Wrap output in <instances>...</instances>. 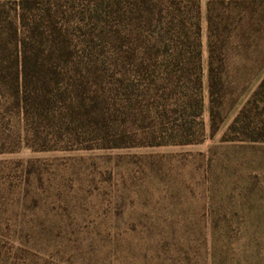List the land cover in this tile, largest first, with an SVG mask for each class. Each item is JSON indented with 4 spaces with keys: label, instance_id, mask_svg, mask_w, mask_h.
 Masks as SVG:
<instances>
[{
    "label": "rangeland",
    "instance_id": "374dc122",
    "mask_svg": "<svg viewBox=\"0 0 264 264\" xmlns=\"http://www.w3.org/2000/svg\"><path fill=\"white\" fill-rule=\"evenodd\" d=\"M56 1L73 5L70 18H82L78 33L86 41L83 49L94 70L88 91L108 113V134L133 118L128 116V105L144 109L143 90L149 81L154 89L170 86L165 90L173 91L185 82L176 81L184 73L189 86H195L197 65L195 55L190 59L191 45L183 49L186 56L178 53V59L188 60L180 72L172 59L182 48L177 34L164 33L169 46L157 49L145 41L146 26L141 35L136 33L142 26L136 21L141 0ZM199 2L198 18L190 10L193 7L181 5L198 25L194 34L206 128L210 70L213 78L232 90L222 100L214 138L201 145L101 148L92 139L97 132L85 134L89 128L79 126L78 120L71 123L70 113H59L66 108L60 101L49 119L36 122L41 136L35 139L15 108L10 111L4 98L8 88L0 86L3 253L23 252L32 264H213L206 254V240L196 238V231L206 232L203 221L211 209L210 196L224 205L241 194L244 179L258 186L264 183L262 146L234 149L217 143L235 111L264 77V0ZM150 30L159 33L154 26ZM138 49L143 55L146 51L152 57L159 55L155 72H138ZM155 74L157 79L161 74L170 80L154 82ZM259 196L256 191L251 199ZM0 264H6L2 256Z\"/></svg>",
    "mask_w": 264,
    "mask_h": 264
},
{
    "label": "trees",
    "instance_id": "16d2710c",
    "mask_svg": "<svg viewBox=\"0 0 264 264\" xmlns=\"http://www.w3.org/2000/svg\"><path fill=\"white\" fill-rule=\"evenodd\" d=\"M65 4L56 0H0V86L8 88L9 93L4 98L11 105L10 111L15 108L21 120L30 127L28 133L30 131L35 139H39L40 125L36 122L41 118L49 119L54 114V105L60 101L66 104V108L59 109V113L68 112L72 117L71 123L78 120L79 126L89 128L85 134L97 132L98 135L92 139L101 148L201 145L214 138L218 129L215 119L220 115L222 100L232 90L213 78L210 70L206 86L209 114L206 128L201 119L205 107L195 35L198 34V25L193 22L192 14L185 12L181 5L193 7L190 10L198 18L199 0L140 1L136 21H140L142 26L136 33L141 35L140 31L146 26L148 30L143 31L147 34L145 41L157 49L169 46L164 41V33L177 34L182 48L172 59L180 66V72L184 71L182 65L188 62L187 58L178 59V53H185V46L191 45L193 54L190 59L195 55L193 61L197 65L192 79L195 86H189L190 81L184 73H180L176 81L185 82L173 91L165 90L170 86L154 89L149 81L143 90L146 96L144 109L128 105V116L133 118L113 135L105 130L110 123L108 113L98 107L97 98L88 91L89 75L94 70L89 67L91 57L83 49L86 41L78 33L82 18L74 15L70 18L73 5ZM151 26L159 29V33L151 32ZM192 40L195 41L193 46ZM138 50V72L142 73L143 69L155 72L159 55L156 53L152 57L147 51L143 55ZM166 50V56L170 55ZM166 79L161 74L157 79L155 74L153 81L164 83ZM135 123L137 125L133 129ZM217 143L234 149L253 146L264 149V77L235 111ZM248 165L246 163V168ZM250 165L256 166V163L251 162ZM208 167H211V161ZM243 184L240 186L242 192L234 202L221 205L210 196L211 209L203 221L206 232L202 229L196 231L198 241L206 240V254L213 264H264V211L261 209L264 207L261 202L264 201V183L258 186L244 179ZM256 191L260 196L252 200L251 196ZM223 206L230 209L225 210ZM216 207L219 210H213ZM1 256L6 264H32L33 261L27 254L22 252L18 255L17 251L11 250L7 253L0 250Z\"/></svg>",
    "mask_w": 264,
    "mask_h": 264
}]
</instances>
